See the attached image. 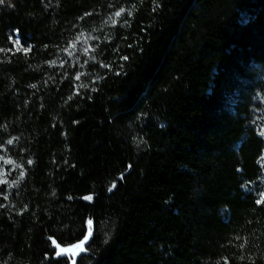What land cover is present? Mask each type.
<instances>
[{
  "label": "trees",
  "instance_id": "16d2710c",
  "mask_svg": "<svg viewBox=\"0 0 264 264\" xmlns=\"http://www.w3.org/2000/svg\"><path fill=\"white\" fill-rule=\"evenodd\" d=\"M261 101L264 0H4L0 264H264Z\"/></svg>",
  "mask_w": 264,
  "mask_h": 264
},
{
  "label": "rangeland",
  "instance_id": "374dc122",
  "mask_svg": "<svg viewBox=\"0 0 264 264\" xmlns=\"http://www.w3.org/2000/svg\"><path fill=\"white\" fill-rule=\"evenodd\" d=\"M76 45L74 47V52L76 49ZM85 50L82 46L79 47L78 52ZM251 124L254 126L255 131L258 135H260L264 139V135L261 132H264V101H261L257 104V106L252 110V121ZM261 169L263 170L264 162L261 161L260 163ZM261 187L264 189V172L261 175Z\"/></svg>",
  "mask_w": 264,
  "mask_h": 264
},
{
  "label": "snow or ice",
  "instance_id": "6c2138e0",
  "mask_svg": "<svg viewBox=\"0 0 264 264\" xmlns=\"http://www.w3.org/2000/svg\"><path fill=\"white\" fill-rule=\"evenodd\" d=\"M4 3V0H0V4ZM123 11V10H122ZM116 15H120V13H116ZM17 44H19V41H17ZM262 135H264V132H261ZM85 199H91V197H85ZM262 199H264V197H262ZM260 201H258L259 203ZM91 223V222H89ZM87 239V237H85V240ZM53 243L55 244V241H53ZM84 243V241H81L79 245H73L72 247L74 248H80V250H83V248L81 247V245ZM62 251H68V249H60V251L57 252V255H60V252Z\"/></svg>",
  "mask_w": 264,
  "mask_h": 264
}]
</instances>
